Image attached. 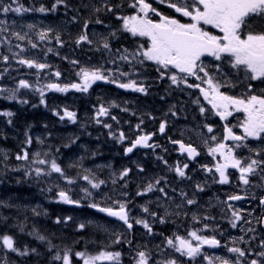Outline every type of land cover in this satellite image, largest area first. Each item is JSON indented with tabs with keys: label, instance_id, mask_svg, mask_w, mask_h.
<instances>
[{
	"label": "snow or ice",
	"instance_id": "snow-or-ice-1",
	"mask_svg": "<svg viewBox=\"0 0 264 264\" xmlns=\"http://www.w3.org/2000/svg\"><path fill=\"white\" fill-rule=\"evenodd\" d=\"M157 3L166 5L179 17L187 18V22H182L176 15H163L157 8L153 7L150 0H127L126 7L133 10L134 14L132 15L120 14L121 9L125 7L123 4L113 3L111 0H100L99 6H94L93 11L95 13H110L121 22L115 31H111L107 37H102V42L96 49L97 51L102 49L109 54V63L114 66L113 68H105L103 65L94 68L80 67L77 75L82 82L63 86L56 82L41 85L39 78L35 83L20 79L12 88L0 85V98L27 104L28 100L20 98L18 93L21 90H28L38 93L40 104L47 107L44 99L46 91L66 93L71 88L77 92H87L96 82L115 84L119 88L147 95L146 87L142 81L138 80V66L151 62L156 66L155 70L158 73V78L170 81V87L198 90L199 95L193 103L199 106V112L202 116L208 113L219 117L222 121H227L234 113L245 114V118L238 124L231 126L224 124L223 133L219 137L215 134L203 136V144L207 149L206 154L213 158V162L211 166L201 164L200 167L209 174L210 179L221 185L230 184L228 170L234 169L238 172V179L246 189L257 179L264 185V0H157ZM60 5L68 7L66 0H56L51 8H46L43 5L39 8H29L20 3V0H0V16L5 17L0 19V46L7 43L11 51L10 37H14L18 41H27L32 49H38L44 42L51 43L53 40L58 45L63 46L61 36L58 33L54 34L52 28L38 31L39 43H37L29 38L28 32L21 34L20 32L10 31L15 21L13 20L10 25L7 19L10 13L23 15L33 11L41 14L55 12ZM153 16L159 19L154 21ZM73 19L76 18L73 17ZM90 23H93V21H84L81 34L75 41L77 46L81 44L93 45L95 43L88 35ZM94 23L103 24V20L97 17ZM35 27L33 24L27 25L29 30L35 29ZM5 33L8 35H4ZM117 33L129 34L133 38V42L136 43V47L131 49L116 48V54H113V46L110 41L113 38H118ZM136 38H144L145 42H137ZM15 48L20 50L13 53L15 62L27 69H35L38 77L39 73L45 69H51L52 66L47 62L22 57L20 53L26 51V49L21 44L17 43ZM46 52L51 53L53 49L48 47ZM205 57H211L213 61L219 63H206ZM0 60L7 64L9 57L0 53ZM71 63L76 65L79 62L73 60ZM120 64L128 65V70H124L120 67ZM49 74L56 78L61 75L58 70L50 71ZM0 79H3L2 73H0ZM190 79L192 82H189ZM253 82L259 83L254 84ZM240 84L244 85L240 95H229L221 91L222 87L234 88ZM204 85L207 87H204ZM201 96L203 100L207 101L208 105H211L210 108L201 104ZM35 106L33 105V107ZM110 107H118V105L113 103ZM121 110L127 111L128 109L122 108ZM0 115L12 117L14 113L7 111L0 112ZM54 115H57L60 120L67 118L70 122L76 123V113L67 109H64L62 114L54 111ZM108 115L109 108L101 105L97 109V122H101L99 120L100 116ZM172 115L175 116L176 113L172 112ZM111 119L116 120V117L111 116ZM8 123H12L11 119L8 120ZM166 124L167 121L160 123V133L165 132ZM104 127L111 129L112 125L105 123ZM203 127L207 129V133L214 132L213 127L209 124H204ZM237 127L241 130L239 134L233 131V128ZM136 128L137 131H140L139 124ZM110 135L113 134L110 133ZM152 135L154 134L136 136L131 144L126 147L125 154L132 153L137 146L153 149L158 147V145L149 143ZM116 138L120 142L126 139L122 131ZM229 141L231 143H228ZM250 141L257 143H250ZM25 143L31 145L32 138L27 137ZM41 143L43 142L41 141ZM172 143L178 144L180 151L186 154L189 160H195L201 154L191 144L186 145L182 141H172ZM240 149H246L249 155H244L242 152L238 154ZM57 151L59 150L57 149ZM4 159H7L6 154ZM15 159L27 162L30 167L25 170L24 174L34 177L36 180L52 177L53 174H56L57 180H63L68 185L76 182V178L68 176L64 167L48 152H35L33 157L30 158L29 152L22 149ZM158 159L163 160V157H158ZM164 163L167 164V161H164ZM32 165H35V167H31ZM69 166L74 167L75 165ZM188 168V163H184L182 166L177 164L172 171L182 180H191L192 177L188 174ZM13 170L19 171L20 168ZM139 170L144 171L143 168ZM84 171L88 174L83 175L81 178L87 181L91 189L98 190L105 184L104 180L92 178L90 170L85 169ZM130 171L131 169H124L120 173L119 179L123 180ZM113 183H116V181L114 180ZM165 186L166 182L162 186V179H155L154 182H149L142 191H138L136 195L145 196L149 193L158 192L161 194L158 199L173 198L165 190ZM195 189L203 192L205 191V185L197 183ZM83 191L86 198L93 195L88 188L83 189ZM172 192L175 193L176 189H172ZM56 195L58 197L57 202L80 206V201L71 199L64 190L58 191ZM122 195L127 197V193H122ZM179 195L182 198L183 205L198 204L195 194L189 197L187 192L181 191ZM248 198L246 195L232 194L226 200L220 202L227 206V212L229 213L227 223L232 229L240 226L242 221L243 224L247 225H251L252 221L242 215V209L235 208L229 201H241ZM128 202L127 200H115L111 205L91 202L88 207L96 209L100 213H105L108 217H114L122 221L127 229H132L133 222L129 218ZM259 204L264 206V195L259 197ZM13 206L0 200V207ZM181 206L177 205V207ZM142 210L153 221L161 224L168 223L166 216H159L146 206ZM32 211L34 214L39 215L36 209ZM7 219L8 217L0 216V224H4ZM71 219V217H66L63 222L67 223ZM191 219L200 227L188 231L186 236L173 234L170 238L164 237V246L161 247L158 253L159 259L150 250L136 251L132 257L134 264H185V261L181 258H187L189 262H194V264H199L198 258L206 264H216L217 261L218 264H244V260L241 258L253 254L250 248L244 249L237 245L242 243L251 244V240L255 239V236L250 237L247 241L244 236L233 238L231 240L232 246H229L228 244H222L215 234L211 236L202 234L205 231L219 232L217 225L202 222L215 221L216 217L210 215L197 217L193 215ZM55 222L60 224L62 221L57 218ZM134 222L142 225L148 234H154L153 227L148 220L135 219ZM257 223L264 227V216L259 217ZM18 227L20 232H24L23 225H18ZM78 227L80 230H84L86 225L81 223ZM240 230L245 232L246 235L256 231L254 227H241ZM220 234L222 235V233ZM28 235L46 245L47 252L50 254L47 264H123L122 253L107 250L108 245H105V250L99 251L97 255H90L84 251H74L70 247L58 248L51 239L36 231L29 232ZM120 243L119 236L112 240V244ZM126 243L129 246L132 244L131 241H126ZM204 246L212 249L225 247L237 259L230 261L229 259L209 255L202 250ZM260 248L264 249V240L261 241ZM0 253H2L0 254V264H10L9 254L24 258L41 255L37 248L30 249L28 246H18L14 236L7 233H0ZM255 255L260 259H252L249 264H264V250L255 253Z\"/></svg>",
	"mask_w": 264,
	"mask_h": 264
},
{
	"label": "rangeland",
	"instance_id": "rangeland-1",
	"mask_svg": "<svg viewBox=\"0 0 264 264\" xmlns=\"http://www.w3.org/2000/svg\"><path fill=\"white\" fill-rule=\"evenodd\" d=\"M151 1V0H150ZM99 2H95V6H98ZM132 14H134V12H131ZM174 13V11H173ZM30 14L28 13H24L23 15H16V14H9L7 19L9 21V24H12V21H15V24L11 26L10 31H15V32H20L21 34H23L24 32H28L29 34V38L33 41V42H37L39 43L38 40V31L45 29H48L47 24L45 25L44 23H42L41 21H35L33 19L28 20L29 23L22 25H19L20 21H18V18L20 17H24L25 15ZM175 14V13H174ZM10 17V18H9ZM5 17L0 16V19H3ZM12 18V20H11ZM159 19V18H158ZM157 19V20H158ZM155 21V20H154ZM28 24H33L35 25V29L29 30L27 28ZM4 35H8L7 33H5ZM95 43L99 42L100 39H102L101 35L95 31ZM89 38L91 39V37L89 36ZM11 39V51L9 50V45L7 43H4L2 46H0V53H2L3 55H6L9 57V62L7 63V65L3 68L2 71H0V73L3 74V79H0V85H3L5 87H15L16 83L18 80H20V77H15V75H13L10 71H14L16 72V74H18V70L19 67L17 63L12 62V59L15 61V58L13 57V53L14 52H19L20 50L15 48V45L17 43L21 44L22 47H24L26 49V51L21 52L20 55L22 57H26V58H30V59H37L40 62H44V58L43 57H39V56H35L32 55V50H40L42 52H44V50L46 51V49L49 47V43L48 42H44L43 44L40 45L39 49H32L30 47V45L27 43V41H18L16 40L14 37H10ZM144 39V38H143ZM54 44L56 43L53 40ZM145 41H140V43H143ZM52 43V42H51ZM95 43L93 45H87V44H81V46L79 47L80 49H88V51H90L89 49H91V47H94L95 51ZM54 44H52L50 47L53 49L54 48ZM58 47L60 45L56 44ZM136 47V43H134L132 45L131 48ZM65 53L68 52V50H64ZM70 51V50H69ZM76 53V52H75ZM71 54V53H69ZM73 60L78 61L79 63L76 64V68L75 69H79L80 67H86V68H94V67H100L101 65H103L105 68H109L108 65L106 64L105 61L103 60H97V58H94L93 60H90L89 58H83L80 57L78 55H75ZM0 62H3L2 60H0ZM74 65V64H72ZM125 65L126 67H128V65L126 64H120ZM154 64H152L151 62H146L143 66H138L139 68H148L151 69ZM5 69H7V71H5ZM128 70V68L126 69ZM139 71V70H138ZM146 72L144 71H140L139 72V76H138V80L142 81L143 83H145L143 80L146 78ZM24 79V78H22ZM156 83L160 82L161 80L158 78L156 79ZM49 82H54V80L50 79ZM82 82V81H81ZM79 82V83H81ZM56 83H60L62 86L66 85L65 82H56ZM78 83V82H76ZM41 84V82H40ZM167 84L170 85V81H167ZM42 85V84H41ZM145 86V85H144ZM224 88V87H222ZM71 89V88H70ZM26 92L25 95L28 97H36L37 98V102L38 104H40V96L38 93L36 92H32V91H28L25 90ZM51 90L46 91V95H48V93H50ZM56 91H54L53 94H55ZM60 93V92H59ZM67 93V92H66ZM183 96L181 97V102H177L174 103V100L170 101V103H168V99H166L165 97L159 99L156 103L155 102H151L150 105H143L141 106L139 102H135V106H133V108L131 110H127V117L130 118L131 120H134L135 117H138L139 119H141V121H143V123H141V121L139 120L138 122H131V121H119L118 119L116 120H112L111 116H100L99 120L101 121L100 123H98L97 121L95 122V119H97V110L93 111L91 113L92 115V119L91 121L94 120V122H92V128L94 129H98L99 131H105V132H109V140L106 141L107 144V149L109 147V141H110V149L111 151L109 152L110 155H121L123 152H125L126 147L129 146V144L136 138V136L138 135H143V134H154V130L159 131V125L162 121H167V123H173L174 127L171 129V134L174 138H176L179 141H183V139H187L188 144H193V146H195L198 151H200L203 159L202 161L199 163V165L191 168L189 166L188 168V172H191V169H195L196 171L198 170H202L204 172V174L208 177L209 183L208 185H213L214 182L210 179V176L208 173H206L201 167V164H208L209 166H211L212 162H213V158L211 156H208L206 154V147L203 144V136H210V135H217L218 137L220 135H222V133L218 132L216 130V126L218 127L219 125H215L214 122L217 120L215 119L212 115L210 116L209 114H205L204 116H202L199 112V106L196 105L195 103H193V101L196 99L197 95H191L190 90H188L187 88H184L183 91ZM179 94V93H178ZM45 95V96H46ZM4 99V98H2ZM7 100V99H4ZM201 100V97H200ZM14 100L13 101H8L5 102V104H3L4 106H9V105H13ZM132 103V102H131ZM174 103V104H173ZM203 102L201 101V104ZM142 104V103H141ZM15 106L16 103H14ZM118 107H113L112 109H121V108H126V106H120L119 104ZM204 105V104H202ZM1 106V104H0ZM105 106L107 108H111L109 105V102L106 101ZM45 107V105H44ZM47 108V107H45ZM99 108V107H97ZM172 109V110H171ZM180 111V112H179ZM75 112V111H72ZM172 112H175L176 115L173 116ZM76 113V112H75ZM125 115V114H124ZM0 117H5L3 115H0ZM81 116L76 113V123L80 124V125H75L76 123H72L70 122L67 118H65L64 120H67L68 124L70 127L73 128H81L88 126L89 124H91V122H87L83 117L80 118ZM207 117V118H206ZM78 118L80 120H78ZM107 119H111V121L108 123ZM64 120H61V122H63ZM104 122L107 124H111L112 127L111 129L104 127ZM218 122V121H217ZM140 125V131H137L136 126ZM204 124H209L213 127L214 132L213 133H207V129L203 127ZM83 125V126H82ZM65 126V125H64ZM117 127V128H116ZM166 129V128H165ZM115 130H121L122 132H124L126 139L123 142H120L118 139H112L111 137H118V135H110V133H113ZM120 131V132H121ZM102 135V132H100ZM115 134V133H114ZM31 137L32 138V143L31 145H27L25 142L24 144L26 145V150L28 151V148H30V158L33 157L35 152H41L44 153L43 150L45 149V137L43 134L39 133L37 134L36 132L33 133H23V139L24 141H26L27 137ZM41 141L43 143H41ZM74 143H65L64 147L66 149L65 151V158L62 161V166L64 167V169H75V168H79L82 165V161L83 159H81L80 156H78V154L75 152V150H72L71 148H73L74 145L79 146L82 138L81 136L78 135V138H76V140ZM79 142V143H77ZM156 145H158V152L162 153L163 151H167L170 152V154L175 155V160L173 162V167L177 166V164L179 165H183L184 163H188L187 160L184 157H181L177 154L176 150H174V146H169V145H165V144H161L160 142H156ZM99 146V145H98ZM122 150V151H119ZM5 154L7 155V159H4ZM16 157V156H15ZM15 157H11V153L4 147L0 146V160L1 162H3L2 166L0 167V174L1 171L3 169H6L5 171L10 172V174H13V176H16V178H20L23 181L27 182L28 180H36L34 179V177H29L26 176L25 170H27L30 166L27 162L25 161H18L15 159ZM149 156H143V160H147ZM217 159H219V157H217ZM137 160V157L134 158L133 163L132 164H126L121 162L119 167H113L112 169L109 170L107 173L104 171H100L99 174L96 173L95 171V164L89 165L87 168H84L82 170V173H76L74 171L75 175H71L69 174V172L67 174H69L68 176L76 178V182L68 185L66 184L63 180H57L56 179V174H53L52 177H48V178H43L40 179L41 184H42V180H46L47 183L51 186H56L58 184L59 186V191L60 190H64L67 192V190L69 191V195L70 198L73 200H78L81 202H86V204H89L91 202H96V203H101V204H107V205H111L113 203V201L115 200H121L124 198L126 200V198L128 197L129 199L132 200V202H134L133 204H135V202H140L141 203V207L140 208H132L130 210L131 213L134 214V219H146L148 220V222L152 225L153 227V233H154V229H156V227L158 225H160V223L153 221V219L151 217H149L148 215H144L142 216L143 212V207H148L149 209H154L155 207L157 208V210H162L160 212H157V214L159 216H165V214L167 213L166 210H168V212L171 213L172 216H175V218H179L181 214H183L185 217H187V215H189L190 217H192L193 215H196L198 217V215L204 216V213L201 214L202 208L197 205H192L190 206L191 208L188 209L187 205H183L182 204V198L180 197L179 193L181 191L183 192H187L189 197L193 196V194H195V198L197 196V191L195 189V179L192 176L191 180H182L180 179L176 173L174 171H172L173 167L171 166V169L168 170V172H170L167 176L165 177H158L155 174H147L145 176H140L138 177V180H134L131 177H128L126 180V177L121 180L119 179L120 173L124 170V169H140L141 165L136 163L135 161ZM197 163V162H196ZM69 165H75L74 167H70ZM161 165H164L163 163H161ZM31 167H35V165H32ZM167 167V165L165 166ZM16 168H20L19 171H15L13 169ZM88 169L90 170L91 174L94 176L95 179H100V180H104L105 184L101 186L100 189L96 190V189H91L90 185H88L87 181H84L81 177L83 175H87L88 173L85 172L84 170ZM103 169V168H101ZM231 169L228 170V172ZM234 170V169H233ZM190 173V174H191ZM73 174V171L72 173ZM203 174V175H204ZM204 175V176H205ZM155 179H162V186H164V182H166V186H165V190L167 192H169V195L173 198L171 199H158V197H160V193L158 192H153V193H149L148 195L145 196H137L136 193L138 191H142L143 188L149 183V182H154ZM116 181V183H113V181ZM207 180V181H208ZM182 181V182H181ZM203 181V180H202ZM132 182L131 186L132 189L129 191L127 197L122 195V190H123V186L125 184H128ZM60 183L62 186H60ZM2 183H0V200L6 201L7 203L12 202V198L11 196L6 193L5 191H2ZM17 187H19L17 185ZM88 188L93 195L91 197H85V193L83 191V189ZM138 189V190H135ZM172 189H176V192L173 193ZM189 190H191L192 192H189ZM208 190H211L208 188ZM49 196V193H47L46 195H44V198H47ZM227 196L221 197L218 195V193L212 192L211 194H208L207 196V202H209L211 204V208L209 211L210 216H220L223 217L224 215L229 214L227 212V207L225 204L220 203L221 201L226 200ZM201 199H204V196H201ZM204 201V200H203ZM203 201H202V205L203 206ZM13 203V202H12ZM15 204H19L20 200L17 199L16 202H14ZM131 204V203H130ZM151 205H153V207H150ZM177 205H182L181 207H177ZM17 208L18 206L15 205ZM235 208H239L242 209V215H244L246 218L248 216H251V212L248 211V209L245 207H241V204L238 206H234ZM127 208H128V204H127ZM90 210L87 211L86 214H84V217L79 216V218H81L83 220V223H86V225H88V227H92L95 229V223L99 224L102 221H95V216H97V214L101 215L104 218V214L102 213H97L95 212V209L90 208ZM172 212L174 214H172ZM186 214V215H185ZM21 215H24V213H21ZM132 218V220H134ZM133 224H136L135 222H133ZM100 227L102 229H108L110 227V238L111 239H115L117 236L120 237V239L123 242V245H125V249H132L135 248L136 251L138 250H150L153 255L159 259L158 253L161 250L162 247V243L158 242V240H156L155 234H148L147 231L142 227V225L136 224L137 228L139 231H137L136 229H134L131 232H128L127 238L132 240V236L131 233H134L135 236L137 237V240L134 243V246L131 245L129 246L126 241L127 239L124 238V236L122 235L124 232V228H122L121 225L115 224V223H111L108 222L104 223L102 222L101 224H99ZM150 240V241H149ZM159 246V247H158ZM105 250V249H104ZM109 251H120L122 253V257L125 255V252H122L120 250V246L118 244H112V245H108V249ZM135 250L132 251L133 254H135L136 252ZM91 253V252H90ZM88 253V254H90ZM92 255H95L94 253H91ZM211 255V254H209ZM215 256V255H213ZM256 259H260L257 255L255 256ZM36 259V258H35ZM37 260V259H36ZM131 261L132 257L130 258ZM236 260V259H235ZM234 261V260H232ZM48 259L44 258L43 260L39 261L40 264H47ZM134 263V261H133ZM203 264H206V262L202 261ZM15 264V263H13ZM18 264V263H17ZM23 264V263H20ZM216 264H218V261L216 262Z\"/></svg>",
	"mask_w": 264,
	"mask_h": 264
},
{
	"label": "trees",
	"instance_id": "trees-1",
	"mask_svg": "<svg viewBox=\"0 0 264 264\" xmlns=\"http://www.w3.org/2000/svg\"><path fill=\"white\" fill-rule=\"evenodd\" d=\"M125 1L126 0H114L113 2V0H111V2L118 4H123ZM55 2L56 0H20V3L29 8H39L41 5L45 6L46 8H51ZM95 2L100 3V0H66L68 7L60 5L57 7L55 12H49V15H54V18L52 16L50 19V16H47L48 13L41 14L35 11H33L34 15L32 18L37 22L41 21L44 24L47 23L48 20L54 24L56 22L57 26L53 30H64L66 27L68 31L62 32V35H71L73 31H75L76 27H81L83 25L85 20H92L93 23H90L89 25L94 26L95 28V16L103 20L104 24L109 23V14H105L104 12L95 13L93 11ZM63 13H65V16H62ZM73 17L78 20L79 23L77 25L71 24ZM65 20L67 21L66 24ZM24 23H28L27 20ZM58 34L61 35L60 33ZM77 35H79V33ZM18 67V77L26 78L32 83H35L38 78L39 82H41L43 80L42 76H45V73L43 72V74H40L38 77L37 75H34L35 72L32 73L33 69H27L26 67L20 65H18ZM10 72L13 75L16 74L14 71ZM24 92L26 91L21 90L18 93V96L20 98L27 99V104H21L14 100V103H16L17 106H15L13 103V105L6 107L3 104L9 100L0 98V112L11 111L14 113L12 117H0V146L4 147V149L6 148L11 153V157H15L17 154L21 153L22 149L26 148V145L24 144L25 141L22 137L23 133L28 134L34 130H40L44 134L46 150H43V152L50 153L52 157L57 159V162L60 165H62L61 159L64 157V144L71 143L73 140H76L78 135L81 136L82 142L79 146L74 145L72 149L78 152V156L83 158V166H80L81 170L92 163H95L96 160H106L108 157L112 156L109 153L111 151L110 147H108V149H99L95 147V141L91 139L93 136H95V129L93 130L92 123L80 130L71 129L70 126L61 127L63 125H67L66 120L61 122L59 117L54 115V111H50V108H45L41 104H38L36 97H28ZM87 96L88 98L84 97L83 99L84 105L92 108L95 107V95L89 93ZM58 100L60 99H57L55 107H57L56 109L61 110L58 112H61L62 114L64 106H60V101ZM33 105L36 106L33 107ZM9 119L12 121L11 124L8 123ZM105 139H107V137ZM101 141L103 142L104 140ZM57 149L59 151H57ZM28 152H30V148H28ZM118 162L119 161L116 160V163ZM2 164L3 162L0 160V167ZM5 170L6 169H3L0 174V181H2L1 186L3 188L2 191H5L11 196L13 204H15L14 202L17 201V199L20 200L18 206H20L19 208L24 206L23 210L20 209V211L21 213H24L26 217L21 215L18 210L19 208H15L14 206L0 207V216L8 217L4 224H0V233L13 235L16 239V242L19 243V246L21 247L28 246L30 249H39L41 255L33 256V258L49 259L50 254L47 252L46 245L42 244L36 239H30L33 236L28 235V233L32 231H36L41 235H45L51 239L58 248L70 247L73 248L74 251H84L86 253H90L94 251L92 246L95 245V255L98 254L99 251H102L105 245L109 244V241L104 238L107 236V234L100 231V229L96 226L95 235L93 228L88 227V225H86L84 230L79 229L78 225L80 224V221H82V219L79 218V216H81V211H77L78 213H75V210L64 206L61 202H57V191L51 189L48 199L43 201L42 197L40 196V191L44 192V190L40 189L41 187L39 185L32 182L16 180L13 174H10V172ZM74 170H76V168ZM81 170L80 174L82 173ZM17 185L19 187H17ZM128 189H130V186L126 185V191L123 190L122 193H127L128 195ZM47 192L49 191H46L45 193ZM126 200L129 201L127 204L132 202V200L128 197ZM41 202L46 208L36 209L34 204L38 205L41 204ZM33 209H36L39 215L34 214L32 211ZM66 217H71L72 219L67 223H64L63 221ZM57 218L61 219L62 222L60 224L55 222ZM18 225L24 226V232L19 231ZM93 235L95 236V242L93 240ZM28 258L30 257L25 258V260ZM8 259L11 264L13 256L9 254Z\"/></svg>",
	"mask_w": 264,
	"mask_h": 264
},
{
	"label": "flooded vegetation",
	"instance_id": "flooded-vegetation-1",
	"mask_svg": "<svg viewBox=\"0 0 264 264\" xmlns=\"http://www.w3.org/2000/svg\"><path fill=\"white\" fill-rule=\"evenodd\" d=\"M150 2L152 3L153 7L157 8V10L160 11L163 15H167V16L176 15L177 18L181 19L182 22H187V18L179 17L178 14H174L173 10L168 8L166 5L157 3V0H151ZM152 18H153V20L158 19V17H155V16H153ZM115 30L116 29L113 27L111 30H109L108 35L111 31H115ZM212 31H215V30H212ZM117 34H118L117 35L118 38H113L110 41L112 46H113V54H116L115 53L116 48H121V49L129 48L130 49V47H132V45L125 44L128 40H131V37L129 34H127V33H123V34L117 33ZM99 46H100L99 42L95 43V48L96 47L98 48ZM95 53H99L103 58H105V57L107 58L106 62H107V65L109 68L114 67L111 63H109L110 57L106 51L101 49L100 51L96 50ZM204 59H205V62L209 63V64L219 63V62L213 61V58H211V57H205ZM120 67H122L124 70H126L128 68L125 65H122V66L120 65ZM151 67H152L151 69L138 67V70H139L138 72H140L141 70L146 72L147 76L143 80L145 82L143 84L144 85L146 84L145 85L146 89L148 88L149 84L157 82L156 79H158V73L155 70L156 66L153 65ZM167 81L168 80L165 79V80H161L158 83L163 85V83L167 82ZM189 82H192L191 79ZM253 83L258 84L259 82H253ZM204 87H207V86L204 85ZM174 88L176 89V87H174ZM243 88H244V85L240 84L234 88H229V87L221 88V91L225 92L229 95H240ZM189 90L191 92V95H195V94L199 95V92L197 89H189ZM128 93H129V97H131V98L142 95L140 93L133 92V91H130ZM202 104H204V106H206L207 108L211 107V105H208L207 101H205V100L203 101ZM140 105L143 106L141 103H140ZM127 106L131 108V107L135 106V104L129 102V103H127ZM112 108L113 107H111L109 110L110 111H119L117 109H112ZM209 115L211 116V114H209ZM212 116L215 119H217L214 122V124L219 125L218 127L216 126V130L220 133H223V125L224 124H229L231 126L233 124H238L240 121H242L245 118L244 113H234L231 117L228 118L227 121H222V120H220L219 117L214 116V115H212ZM140 121H141V119H140ZM233 131L237 132L239 134L241 130L237 127V128H233ZM153 132H154V137H155L154 142L155 141L160 142L161 144L169 145L170 147L171 146L176 147V144L172 143V141H179L180 140V139L177 140L175 138L174 139H171V138L164 139L163 135H160L163 133H160L157 130H154ZM183 142L188 145V142H190V141H188L187 139H183ZM228 143H231V141H229ZM250 143H257V142L250 141ZM191 145H193V144H191ZM156 150H158V147H156ZM174 150H176V149L174 148ZM149 152H152V151H149ZM149 152H147L146 155L149 154ZM240 152H242L244 155H249V153L247 152L246 149L238 150V154ZM197 164L199 165V163H197ZM231 175L234 176V178H235V181H234L235 183L233 184V189L235 190V193L240 194V195H246L249 198L245 199L244 202H242L243 200H241V201H239L240 203H234V201H229V203H231L233 206H238V204H241V207H243V208L246 207L248 209V211L251 212V216H248L247 219H250L252 221V224L251 225L243 224V221H242L241 225L238 226L236 229H232L231 227H227L224 230L223 235L220 237V240H221L222 244H228L229 246H232L231 240L233 238H239L241 236H244L245 240L247 241L250 237L255 236V239L251 240V244L242 243V244L237 245V246L244 248V249H249V248L251 249V251L253 253L252 255H248L246 258H241L244 260V264H249V262L252 259H256L255 253H258V252L264 250V249L260 248V243L262 240H264V227H261V225L259 223H257L258 218L264 216V206L259 204V197L261 195H264V185H262V183L257 179V180H254L253 184L250 185L246 189L245 186L239 181V179H238L239 174H238V172H236V170L232 171ZM251 197H255V198H251ZM245 203H247V204H245ZM241 227H243V228L254 227L256 229V231L254 233H247V235H246L245 232L240 230ZM209 233H210V231H209ZM189 239H190V237H189ZM163 240H164V238H163ZM219 252H221L220 257H222V258L229 259L230 261L237 259L234 256V254L228 252L227 248H225V247H220Z\"/></svg>",
	"mask_w": 264,
	"mask_h": 264
},
{
	"label": "water",
	"instance_id": "water-1",
	"mask_svg": "<svg viewBox=\"0 0 264 264\" xmlns=\"http://www.w3.org/2000/svg\"><path fill=\"white\" fill-rule=\"evenodd\" d=\"M150 142V141H149ZM138 149H147V148H143V147H139V146H137L134 150H133V152L134 151H136V150H138ZM132 152V153H133ZM132 153H130V154H127L126 156L128 157V156H130ZM180 153L181 154H183L181 151H180ZM191 162H193L194 160H190ZM110 218H112V219H116V218H114V217H110ZM116 220H118V219H116ZM119 221V220H118ZM122 222V221H121Z\"/></svg>",
	"mask_w": 264,
	"mask_h": 264
}]
</instances>
